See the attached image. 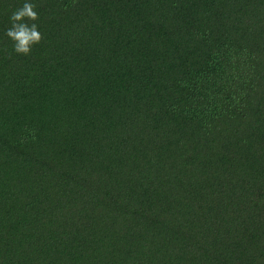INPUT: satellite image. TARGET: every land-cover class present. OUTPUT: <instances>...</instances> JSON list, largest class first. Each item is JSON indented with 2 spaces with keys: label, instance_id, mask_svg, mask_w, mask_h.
I'll use <instances>...</instances> for the list:
<instances>
[{
  "label": "trees",
  "instance_id": "trees-1",
  "mask_svg": "<svg viewBox=\"0 0 264 264\" xmlns=\"http://www.w3.org/2000/svg\"><path fill=\"white\" fill-rule=\"evenodd\" d=\"M25 2L0 0V264H264V0H27L21 55Z\"/></svg>",
  "mask_w": 264,
  "mask_h": 264
},
{
  "label": "clouds",
  "instance_id": "clouds-1",
  "mask_svg": "<svg viewBox=\"0 0 264 264\" xmlns=\"http://www.w3.org/2000/svg\"><path fill=\"white\" fill-rule=\"evenodd\" d=\"M35 8V4L26 0L20 8L10 15L11 26L5 34L13 41L14 51L17 54L29 55L33 46L43 40V35L35 23L38 20V13Z\"/></svg>",
  "mask_w": 264,
  "mask_h": 264
}]
</instances>
